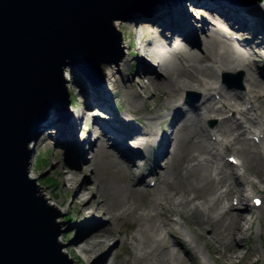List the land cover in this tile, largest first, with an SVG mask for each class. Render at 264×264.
I'll list each match as a JSON object with an SVG mask.
<instances>
[{"label": "bare ground", "instance_id": "6f19581e", "mask_svg": "<svg viewBox=\"0 0 264 264\" xmlns=\"http://www.w3.org/2000/svg\"><path fill=\"white\" fill-rule=\"evenodd\" d=\"M260 1L242 7L228 1L199 0L209 11L221 15L223 20L218 19L225 21L227 27L212 20L209 11L206 12L209 18L194 23L188 13L194 9L188 11L186 3L181 2H162L149 12L140 13L138 18L143 16L142 19L149 18L159 24L162 36L147 43L144 38H148V34L145 33L144 38H139L136 43L137 75L142 83L138 84V91L133 90L134 85L125 74L130 51L128 42L131 41L124 36L121 38L120 59L103 69L104 87H93L78 71L73 74L79 78L72 82L75 89L86 98L84 110L76 109L73 101L70 85L73 78L68 80L64 76L71 113L49 123L51 127L45 132L65 149L68 187L76 190V186L82 184L76 194L77 202L84 206L83 219L89 221L88 229L91 228L78 241L82 264H100L101 255L117 247L115 223L130 215H135L138 220L131 240L144 248L142 257L134 255L133 264H187L180 252L190 264H198L191 251L182 246L181 236L197 253H202L198 242L202 241L210 255L219 256L221 264H242L250 255L246 252L239 255L244 240L248 241L252 219L245 206L259 210L264 217L261 199L253 194L260 193L264 198V67L258 68L257 65L264 63V35L256 16L264 11V0ZM200 11L203 10L196 8L194 12ZM134 22L128 23L129 26L146 30L143 28L146 24L139 23V26ZM205 28L207 36L200 45L195 40L196 30ZM236 30H240L243 37L238 40L228 38L229 33ZM191 45L199 52H190ZM236 70L246 74L240 95L232 94L229 86H224V82L221 84L216 77ZM121 83L125 88H121ZM149 86L154 93L147 96ZM186 90L199 91L201 101L188 104L182 97ZM119 92L128 98L124 110L117 101ZM94 111L97 115L93 114ZM91 118L98 129L89 130ZM211 118L217 119L214 129L201 127L202 122ZM163 122L167 123L161 128ZM193 127H198L196 140H192L194 133H188ZM84 141L91 144V150L97 147L99 152L109 143L115 150L112 157V166L118 169L115 172L126 169L127 179H134L133 185L143 188L135 190L130 184L110 186L101 183L96 170H92L83 157ZM156 141L160 142L158 154L146 162L148 147ZM217 145L223 152H231L237 162L218 164L221 153L215 152ZM58 148L56 154L60 157L62 153ZM29 149L33 156L34 140ZM124 159L130 164L128 167L120 165ZM160 161H166V170L158 175ZM56 162L58 160L54 162L55 168L58 167ZM32 169L30 161L28 174L35 179ZM89 172L93 173L92 180L98 185L95 193L92 192ZM172 172L181 173L185 179L179 188L169 185ZM148 175L157 178L149 188L143 186ZM221 187L224 189L220 192ZM164 189L170 190V194ZM138 193L139 197L132 199ZM221 203L227 205L223 212L218 210ZM157 209L161 211L158 213ZM235 210L238 212L233 213ZM172 216L184 221L194 236L186 234ZM260 227L259 221L258 229ZM95 256L99 260H93Z\"/></svg>", "mask_w": 264, "mask_h": 264}, {"label": "water", "instance_id": "95a60500", "mask_svg": "<svg viewBox=\"0 0 264 264\" xmlns=\"http://www.w3.org/2000/svg\"><path fill=\"white\" fill-rule=\"evenodd\" d=\"M178 1L0 0V264H82L59 235L56 197L28 174L30 143L70 115L69 67L104 87L121 57L117 20Z\"/></svg>", "mask_w": 264, "mask_h": 264}, {"label": "rangeland", "instance_id": "374dc122", "mask_svg": "<svg viewBox=\"0 0 264 264\" xmlns=\"http://www.w3.org/2000/svg\"><path fill=\"white\" fill-rule=\"evenodd\" d=\"M220 1L226 2L227 0H220ZM200 2L203 3V1H200ZM200 2L199 0H186L185 2L186 6L188 7V11L190 10V8L191 9L193 8L194 11L196 8L197 9L200 8L201 10H203L198 13H195L193 10H190L188 12L190 14V19L193 18L195 20L194 23H198V21L203 20V18H209V16L206 14V12H208L209 10L207 9V7L202 6ZM174 3H179V1L174 2ZM181 3L184 4L183 2ZM230 3L233 4L232 2ZM242 7H245V6H242ZM147 12H144V13H147ZM209 12L212 14V16L210 17L212 18V20H214L220 26L227 27V23L225 21L221 22L218 19L219 17V18H222L221 20H223V17H221V15H219L218 13L216 15V13H213V11H209ZM135 15L126 16L124 18L119 19L118 21H119V26H120L121 38L124 36L126 39L131 41V42H128L130 51L127 57L128 61L126 62V66H125V74L131 80L132 84L134 85L133 90L138 91L140 87L138 84H142V83L140 82V80H138L139 77L137 75V72L139 70V60L137 58V52L135 51L137 47L136 43L139 40V38H142V37L144 38L145 33L148 34V38H146V36L144 38L145 41L147 40V43H150V40H152V38L160 39L162 35H161V27L159 26V24L149 20V18L142 19L143 16L138 18V16H141L140 13H138L136 16ZM213 16H216L217 18H213ZM256 16L258 18L259 28L263 30L262 33L264 35V11L262 13L256 14ZM131 22H134L133 23L134 25L136 24L139 25V23H142L143 25L146 24L147 26H143V28H146V30L141 31V28L140 30L139 29L135 30L134 27L132 28L129 26ZM207 32H208L207 28H205L204 30H196L195 40L198 41V44L200 45L203 44V39L205 35L207 36ZM240 34H242V32H240V30H236L234 33H229L228 38H231L232 40H238V37H243ZM263 35H260V37H262ZM189 47H190L189 48L190 52H196V53L199 52V50L194 45L193 46L191 45ZM192 48H195V50H192ZM257 65H258V68L264 67V63H257ZM67 71H70V67ZM223 74H218L216 76L221 84H224ZM228 74H231L233 76L230 77L227 82H225L224 86L226 85L229 86V89H231L232 94L236 93L240 95L244 89L245 78H246L245 72L241 70H236L234 72H229ZM69 75L71 79L73 78L72 80L70 79L71 80L70 85L73 89V101L77 106L76 109L84 110L86 98L85 96L81 94V92L79 93L75 89V86L72 83L74 80L76 81L79 80V78L77 75H72L71 71L69 72L68 76ZM80 75L87 82V79L82 74ZM65 76L67 77V75ZM67 79L69 80V78ZM147 79L151 80L152 78H147ZM86 82L84 83L87 85ZM88 83H90L93 87L95 86L93 83L89 81ZM92 86H88V87L91 88ZM120 86L121 88H125V85L123 83H121ZM97 89H99V87H97ZM148 89H149V93H147V96H150L154 93V89L151 86H149ZM140 93L142 94V92ZM182 97H183V100L188 102V104L193 105L201 101L202 94L199 91L186 90L182 93ZM117 101L122 106L123 110L127 107L128 98L124 96L121 92H119ZM147 106L148 108L151 107L149 100H147ZM68 110H69V107H68ZM93 114L97 115V112L94 111ZM225 114L227 115L228 113H225ZM99 117L103 118V116L101 115ZM263 117H264V113H263ZM57 118H58L57 116L50 117L49 123L54 122L55 120H57ZM166 123L167 122H163L160 125L161 128H164ZM216 124H217V119L211 118V119H208L205 123L202 122L201 127H204L206 129H214ZM254 124H257V123H254ZM97 126L98 125L91 118V120L88 122L89 130H91L93 127L98 129ZM50 127L51 125L48 126V128ZM252 130H256V128H253ZM188 133H191V134L194 133L192 140H196L198 137V127L197 129L196 127L189 128ZM78 134L80 135L81 132L79 131ZM171 136L172 138L174 137L173 133ZM50 137L51 136H49L48 132H44L38 138L36 142L34 141L35 153L30 158V161L32 162V166H33L32 171L36 175V178L34 179V181L38 187L42 188L43 190L49 192L50 194L56 197L54 206L56 207L59 217H60V219L57 221L59 225V231H60L59 235L61 239L66 243V245L78 257L82 259V256H81L82 254L79 250L78 241L80 240L82 236L86 235L89 231H91V228L88 229L89 221L86 219H83L84 206L80 205L77 202L78 200L76 197V194L78 190L81 188L82 184L80 182L76 186L75 188L76 190H71L70 187H68V184L65 181V179L69 175V171L67 167H65V164H66L65 149H63L60 144L56 143L55 140L51 139ZM215 138L217 137L215 136ZM159 146H160V142L158 141L151 142L150 146L148 147L149 158H146V162L152 159L154 155L158 154ZM58 147H60V151L62 153L60 157H58V155L56 154V150ZM90 147H91V144H86V141L82 142L83 157L90 164V168L92 170L93 169L96 170V176L101 183L108 184L110 186H115L119 184H130L132 188H134L135 190H138L139 188H143L141 185H133L134 179H131V180L127 179L126 169L122 170L119 173L115 172L116 170H118L116 167L112 166V160L114 159L112 157L115 154V150L110 146L109 143L105 145L102 152H99L97 150V147H92V150L90 149ZM215 152L221 153V158L218 160V164L220 165H223L229 162L230 159H232L233 161H236V159H233V154L231 152H223V150L221 149L219 145L216 146ZM229 156H232V157H229ZM55 160L56 161L58 160V163L56 162L58 167L56 168L54 166ZM135 162H138V161L135 160ZM165 162L166 161H160V169L157 173L158 175H161L166 170ZM120 165L124 167L125 166L128 167L130 164L127 163V161L124 159L120 161ZM237 172L239 173V171ZM88 177L90 178V182L92 183V192L95 193L98 185L94 184L92 180L93 173L89 172ZM155 179L157 178L151 175L150 176L148 175L145 179V183L143 186H147L149 188V185L152 184L155 181ZM184 182H185V179L183 178L181 173H179L178 175H176L174 172L171 173L170 178H169V185L171 186V188H179L181 185L184 184ZM223 189L224 187H221L219 191L221 192L223 191ZM164 191L165 193L170 194V190L164 189ZM253 194L255 198L261 199L262 209L264 210L263 196L260 193H253ZM138 195L139 193L135 194V196H133L132 199H136V197H139ZM59 201H62L60 205L58 203ZM247 202L251 203L250 200H247ZM162 207L165 209L164 205ZM226 207H227L226 204L221 203L218 210L220 212H223ZM245 208H246V211L250 212L248 216L249 218L252 216L251 217L252 219H251V226H250V233L248 236V241L244 240L245 245L242 246V249L239 252V255H242V252H246L250 255L246 256L243 259L242 264H264V231H263L264 217H262L259 214V210H256L250 205H246ZM160 211H161L160 209H157L156 212L159 213ZM236 212H238V210H235L233 213H236ZM172 218L174 221H176L179 224V226L183 228L186 234L190 236H194L193 234L189 232L188 227L184 221L178 219L177 216H172ZM224 218L227 220L226 217ZM137 221L138 220L135 215L134 216L130 215L127 218L122 219L115 223L116 229L114 230V234L117 237V240H116L117 247L115 249H113L114 247H112L110 252H108L107 254H102L100 257V260H101L100 264H112V263L113 264H124V263L133 264L135 263V260L133 259L134 255H136L139 258L142 257L143 251H144L143 245H139L131 240V236L134 235L137 230ZM259 221L262 224V227H260L262 228L261 230L260 228L258 229ZM156 223L158 225L159 219L156 221ZM177 227L178 226H176V228ZM85 230L86 232H84ZM259 231H260V236L258 237ZM163 232H165V230H163ZM123 240H125L124 244H123ZM180 241L182 242L183 247L191 251L194 258L197 260L198 264H221V260L219 256L213 253L210 255L208 253V247L206 248V246H204V243L202 241L201 242L198 241L199 246L201 247L202 253L195 252V250L191 248V246L186 241V239H184V237L181 236ZM179 254L184 259V261H186L187 264H190L188 258L184 256L182 252H180ZM203 256H205V258ZM96 259L98 258H96L95 256L93 260H96ZM211 260H213L215 263H212Z\"/></svg>", "mask_w": 264, "mask_h": 264}]
</instances>
